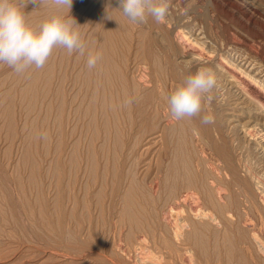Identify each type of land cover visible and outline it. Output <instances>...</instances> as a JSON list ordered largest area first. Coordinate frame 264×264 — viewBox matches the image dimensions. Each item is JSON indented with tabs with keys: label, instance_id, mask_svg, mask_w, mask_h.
Returning <instances> with one entry per match:
<instances>
[{
	"label": "rangeland",
	"instance_id": "1",
	"mask_svg": "<svg viewBox=\"0 0 264 264\" xmlns=\"http://www.w3.org/2000/svg\"><path fill=\"white\" fill-rule=\"evenodd\" d=\"M12 2L32 27L39 26L52 14L68 16L67 9L58 8L52 0H40L38 5L30 0ZM258 2L264 8V0ZM211 3V0H168V11L175 14L168 13L169 19L162 21L169 26L165 30L163 26L157 29L160 25L149 20V15L145 23L131 22L116 8V0H73L70 15L80 25L87 50L99 51L103 56L96 67H87L86 54H69L61 47L53 49L42 68L32 66L20 74L0 63V264H264V225L254 218L247 203H241L246 195L239 194L238 186L226 178L222 180L232 184L229 192L226 191V199L231 200L235 195L240 202L233 205V217L229 221L219 215L213 221L192 216L183 205L179 215V219H184L181 234L175 237L169 223L157 220L166 211V204L173 201L174 192L188 189L191 192L183 184L193 174L197 183L192 188L200 191L197 192V196L201 195L199 204L206 208L208 192L203 183L210 172L205 167L209 162H206L209 148L202 144V147H192L200 138L193 137L195 141H192L191 117L177 121L167 107L172 92L169 82L164 80L167 78L161 77L165 75L162 70L167 67V57L162 45L157 44L156 38L161 37L157 31L168 32L169 20L175 22L179 16L184 19L183 23L192 19L193 23L190 22L194 24L201 19L200 24L211 21L214 26L226 25L228 32L235 31L238 35L241 32L246 43L252 42ZM169 15H175L174 20ZM253 41L264 50L263 38ZM128 99L133 102L126 105ZM156 134L160 136L154 139ZM159 144H164L163 148ZM198 148L206 151L205 156ZM246 151L244 162L251 166L250 170L264 187V163L261 162L264 157L255 150ZM156 167L161 169L160 177L167 184L154 197L147 184L149 177L155 175ZM117 175L122 180L114 193L110 189L114 186L110 185H114ZM172 180L177 190L170 187ZM128 188L131 194L134 188L137 190L132 197L137 195L139 206L133 212L141 222L145 221L139 227L127 221L123 210L121 201ZM259 190L254 193L256 202L261 204L264 195ZM147 208L151 210L147 211L148 215Z\"/></svg>",
	"mask_w": 264,
	"mask_h": 264
},
{
	"label": "bare ground",
	"instance_id": "2",
	"mask_svg": "<svg viewBox=\"0 0 264 264\" xmlns=\"http://www.w3.org/2000/svg\"><path fill=\"white\" fill-rule=\"evenodd\" d=\"M211 1L218 10L225 13L228 20L232 21L240 30H242L244 32L245 36L252 38V39L248 38L252 42L249 41L250 43H246L244 38L241 37V35L243 34V33L241 34V32H239V35L237 33H235V31L233 32L232 30H230L232 32H228V28L225 29L226 25L218 27V26H214L211 23V21L210 22L204 21L205 22L204 23L203 20H202L203 23L200 24L199 21L201 19L199 21L197 20L198 23L194 22V24H191V22L193 23V21H194V20L191 21L192 19L189 21H185L183 23L182 21H184V19L180 18L179 16H178L179 18L177 17V21H175V22H172V20L171 21L169 20V22H170L169 25H171L170 26L171 29L170 30L168 29L169 30L168 32H161L164 30H161L160 32L157 31L158 33H160V36H161V37H159V38H161V40H159V38L158 39L156 38V41L157 40L159 41V42L157 41V44L159 43L158 44L159 47H160V45H162V48H163L162 51H164L165 55H166V56L165 55L164 56L167 57V67L164 66L166 69L162 70V72L164 71L166 76L163 75L161 77L167 78L164 80L165 81L167 80L169 82L170 85L169 84L168 85L170 87L169 90H171V92H173L177 88L178 85L182 84L184 79L187 76L194 74L196 71H198L201 68L210 69L216 78L215 87L211 90V92L204 94V96L202 98L200 113L198 115L191 117V119H192L191 124L193 126V127H191L193 129V134H192L193 140L192 141H195L194 138H196V139L200 138V140L197 139L198 142L195 141L196 144L192 145V147H194L195 145L199 146V147L200 146L202 147V145H206L209 148V153H208L209 157L207 158L208 160L206 161V162H208V161L209 162H208V165H205V167L208 166V168L210 169L209 170L210 172L207 175L206 183L202 182L203 185L205 184V186H207L206 188L204 186L203 187L208 192L207 201H206V202H208V205L206 208H203V207L201 208V206L199 204L200 199L198 197L200 194L197 196V192H200V191L197 189H196L197 190L196 191L195 189L192 188L194 182L196 181V183H197V180H196L197 178H194L195 174L188 176L185 179L186 180L185 185L183 184V186L185 188H190L191 192L188 193L189 189H188V191H185V192L178 191L176 194L174 192L173 201L172 202L170 201L171 203L166 204L167 205L166 211H162L163 213L161 214V219H157L159 221L160 220L165 221L166 224L169 223L170 224V226H169L170 231L174 234L175 237H177L181 234V226L183 224L182 221H184V219H182V218L179 219V217H180L179 215L182 211L183 205H186L187 211L190 213V215H192V214H194L195 216L199 215L202 218H206V219L208 218L212 221L217 217V215L221 216V218H223L225 221H229L230 219H232V217H233V214H232L233 209L232 208H233V205L235 203H238L237 202L238 200H236V196L234 194L233 195L235 197L232 196L231 200L226 199L227 198V192H229V190H228L229 184H231L230 182H233L234 184H236L238 186V188L240 189L239 194L242 195L244 193L243 194L244 196L242 195L243 197H245V195H246V197H245L246 199L243 200V202L241 201V203H243V204L247 203V207L250 208V212H252L254 214V218L259 222V224L261 223L262 226L264 225V198H263V201L261 202V204L260 203L258 204L256 202L257 199H255V193H254V192H256L255 190L260 189L259 192H263V195H264V187L260 184V181L258 180V177L256 176L255 172H253V170L252 171L250 170L249 167H251V166L247 165L246 164L247 162H244L246 160H244V157H243L244 156L243 152L246 150H248V151L249 150L250 151L255 150L256 152L259 153L260 156L264 157V50H263V47L261 48L260 46H258L259 44L256 45L255 44L256 42L253 43L254 42L253 39H256L257 37H261L264 39V8L262 7V5H260L258 0H211ZM110 2H111V0H110ZM192 10H197V9L192 8ZM114 11H115V9H114ZM170 11H168V13ZM174 12L169 13V14H173ZM177 12L179 13L180 11L177 10ZM203 13L205 14L204 11H203ZM179 14H181V16H183L182 13H179ZM183 14H185V13H183ZM177 15L178 14H176V16ZM172 16H175V15H171L170 17L173 18ZM190 16H192V13ZM190 16H187V17L189 18ZM205 16H207V18H208V14ZM190 18H193V16ZM195 18L196 17H194V19ZM165 19H169L168 15H166ZM180 19H183V20L180 21ZM149 20H151L152 22L155 21L154 18L151 17L150 15H149ZM173 20H174V18H173ZM186 20H188V19H186ZM212 21H214V20L212 19ZM165 22H166V20H165ZM155 24H157V23H155ZM158 24L160 26L156 27L157 29L160 28L161 26H163L164 28L168 26V25L167 26L163 25L162 22H160ZM165 24H168V23H165ZM215 25H217V24H215ZM220 25H222V24L220 23ZM156 26H158V25H156ZM152 27H153V25H152ZM165 30H166V28H165ZM236 32H238V31H236ZM104 50H101V51H104ZM104 57H105V55H104ZM107 60H108V58H107ZM163 60L164 59L162 57V61ZM106 62H108V61H106ZM164 63H165V61L163 62L162 65H165ZM107 65L110 66L109 64L106 63V66ZM106 68H105V70H106ZM49 70H51V69H49ZM118 70L120 71V69H118ZM48 72H50V71H48ZM105 73L107 74L108 71L107 72L105 71ZM117 73H118V71H117ZM46 74H48V73H46ZM140 75H142V74H140ZM122 77L123 76H120V78H122ZM51 80H52V78H51ZM95 80H97V79H95ZM107 80L105 78V82ZM48 81H49V79H48ZM108 83H109V81L107 82V84ZM129 87L130 86H127V88H129ZM109 88H108V90H109ZM110 92H109V94H110ZM209 96L211 97V100L208 99ZM163 102H164V100H163ZM60 104L58 103L57 105H60ZM62 107L63 106H61V108ZM167 107H169V106H167ZM135 108H136V106H135ZM61 114H63V113H61ZM205 116H211L212 122L207 123V124L203 123V117H205ZM157 119L159 120V118H156V121H157ZM187 120H185V121H187ZM111 121H113V119H111ZM105 122H107V121H105ZM158 122H160V121H158ZM106 124L107 123H105V126H106ZM176 124L178 126L179 123H176ZM191 124L189 123V125H191ZM172 126L174 127V125H172ZM177 126H175V128ZM162 127H164V126H162ZM173 127H172V129H173ZM180 127H182V126H180ZM180 130H183V128ZM187 130H188V128H187ZM169 131H171V130H169ZM161 133H159V134H161ZM165 133H167V132H165ZM181 133L184 135L183 132H181ZM159 134H156L155 136H153V138L154 139L159 138L158 137ZM172 134H174V133H172ZM105 135H108V134L105 133ZM112 136H116V134L112 135ZM118 137H121V135H118ZM104 138H107V137H104ZM183 139H180V140L183 141ZM165 140H164V142H166ZM106 141H108V140H106ZM189 142H191V141H189ZM189 142H186V143H189ZM102 143H103V141H102ZM116 143H115V145H116ZM153 144H154V142H153ZM90 145H93V144H90ZM162 146H164V144ZM162 146L160 145V147H162ZM190 146H191V144H190ZM119 147H122V146L120 145ZM160 149L158 148L159 151H160ZM198 150H199V153H201V154H203V156H205L204 152H206V151H203L202 148H198ZM163 152H161V153H163ZM256 152H254V153L252 152V153L254 155L255 154L258 155V153H256ZM184 153H186V152H184ZM187 153H189V152H187ZM163 155H164V153H163ZM174 155H176V154L174 153ZM259 158L261 159V157H259ZM86 159H88V158H86ZM160 159H161V157H160ZM169 160H171V159H169ZM202 160H204V159H202ZM261 162L264 163V161H262V160H261ZM89 163H91V162H89ZM111 163H113V162H111ZM122 163H124V162H122ZM171 163H173V162H171ZM175 163H176V161H175ZM178 163H181V160ZM165 164H167V163H165ZM115 165H117V164H115ZM146 165H148V164H146ZM160 165L161 164H159V165L157 164L156 166L161 167ZM174 165H171V166H174ZM92 166H93V164H92ZM167 166H169V165H167ZM119 168H117V169H119ZM156 168H157L156 172L153 173L155 175H151L149 177V181L147 184L148 189L150 190L151 196H154V197L156 196L155 194L157 193V191H160L164 186H166L163 184H167L166 182H164V179H162L160 177V175H162V174H160L161 169H159L158 167H156ZM170 168L172 169V167H170ZM146 169H149V168L146 167ZM181 169H183V167ZM173 170H175V169L173 168ZM91 173L89 174V176L91 175ZM143 173H144V171H143ZM145 173L149 174V172H146V171H145ZM188 173L190 174V172H188ZM188 173H186V174H188ZM121 174H118V175L121 176ZM118 175H117V177H114V180H113L114 182H112L114 185H110L108 183V185L114 186V187L110 188L114 193H117L116 192L117 188H118V186H120L121 180H122L121 177H118ZM201 175H202V173H201ZM176 176H177V174H176ZM176 176L174 174L173 179H176L175 178ZM222 178L223 179L226 178V180H229L230 182L226 183L222 180ZM130 179H132V178H130ZM166 180H168V179L166 178L165 181ZM200 181H203V180H200ZM131 183H133V179H132ZM130 185H129V188H130ZM196 185L194 186V188H196ZM170 187H173V188L175 187V182H173V180L170 183ZM199 187H201V186H199ZM129 188H128V191H126L127 195L126 196L122 195L123 198L121 197L122 198L121 202H123L122 203L123 210L124 209L126 210L127 221H129L131 225H133L135 227H139L140 223L145 222V221L141 222L139 220V217L137 216V214H135L133 212V209L135 211V208L139 206V204L136 200L137 195L135 196L136 198L134 196H133L134 198L132 197V195H134L135 192H137V190H135L136 188H134V194L133 193L131 194V193H129V190L131 188L130 189ZM102 189H104V188H102ZM174 189H176V187ZM124 190H127V189H124ZM85 191H87V190H85ZM110 191H109V193H110ZM131 191H133V190L131 189L130 192ZM235 191H236V189H235ZM99 193H101V192H99ZM99 193H97V194L99 195ZM114 193H112V194H114ZM94 194H96V191ZM141 194L138 196V198L139 197L141 198ZM157 194H159V193H157ZM104 196H105V194H104ZM117 196H119V194ZM100 197L102 198V196H100ZM202 199H203V197H202ZM74 203H76V202H74ZM111 203H113V202H111ZM147 203L148 202H146V204ZM102 204H103V202H102ZM239 204H240V202L238 203V205ZM238 205L236 207L239 208L240 206H238ZM145 207H146V205H145ZM148 208H147V210L145 209L146 210L145 214L147 213L146 215H148V213H149L147 211H151V210H148ZM110 209H111V207H110ZM149 209H151V208H149ZM235 209H237V208H235ZM138 212H140L139 208H138ZM237 212H238V210H237ZM152 213H153V211H152ZM123 215H125V214H123ZM235 216H236V214H235ZM117 219H120V218H117ZM118 221L120 222V220H118ZM248 222H249V220H248ZM251 222H253V221H251ZM142 225H144V224H142ZM193 234H194V232H193ZM196 235L198 236V234H196ZM143 240L144 239L142 238L141 240H139V242H141ZM228 243H230V242H228ZM189 257H191V256H189ZM162 259H163V257H162ZM140 262H142V261H140ZM140 264H142V263H140ZM197 264H199V263H197Z\"/></svg>",
	"mask_w": 264,
	"mask_h": 264
},
{
	"label": "clouds",
	"instance_id": "3",
	"mask_svg": "<svg viewBox=\"0 0 264 264\" xmlns=\"http://www.w3.org/2000/svg\"><path fill=\"white\" fill-rule=\"evenodd\" d=\"M40 0H30L38 5ZM58 8H66L67 18L61 14H52L39 26H30L25 14L12 0H0V63L6 64L20 74L35 66L42 68L53 49L61 47L69 54L74 52L87 55L86 64L94 68L102 58L99 51L87 50L79 24L70 15L73 0H52ZM117 7L131 22L142 24L148 15L157 23L162 22L168 13V0H116ZM108 18V17H107ZM216 85L215 75L210 69L201 68L187 76L183 83L171 93L168 105L172 117L180 120L193 117L201 111L204 94L211 92ZM211 100V97H208ZM133 101L128 99L125 104ZM212 117H203V123H211Z\"/></svg>",
	"mask_w": 264,
	"mask_h": 264
}]
</instances>
